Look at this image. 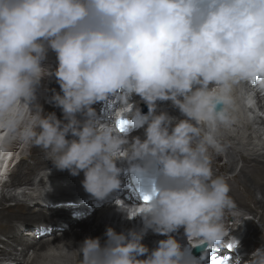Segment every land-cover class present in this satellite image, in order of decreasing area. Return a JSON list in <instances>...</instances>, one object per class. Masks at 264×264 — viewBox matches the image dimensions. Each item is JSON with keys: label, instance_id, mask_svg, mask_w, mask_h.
I'll return each mask as SVG.
<instances>
[{"label": "clouds", "instance_id": "1", "mask_svg": "<svg viewBox=\"0 0 264 264\" xmlns=\"http://www.w3.org/2000/svg\"><path fill=\"white\" fill-rule=\"evenodd\" d=\"M49 50L54 70L44 64ZM51 76L63 119L34 105ZM253 80L264 87V0H0V151L12 139L33 144L57 170L83 172L82 186L97 200L120 188L117 161L153 180L138 212L116 202L144 227H109L103 244L85 238L80 264H199L172 235L181 228L193 246L223 241L235 204L210 150H220L217 134L233 123ZM133 95L147 114L127 108ZM104 101L123 104L118 119L130 118L144 138L117 131L115 112L102 121L93 105ZM158 101L184 118L158 112ZM149 229L167 237L151 251L142 243ZM247 264H264V248Z\"/></svg>", "mask_w": 264, "mask_h": 264}, {"label": "bare ground", "instance_id": "2", "mask_svg": "<svg viewBox=\"0 0 264 264\" xmlns=\"http://www.w3.org/2000/svg\"><path fill=\"white\" fill-rule=\"evenodd\" d=\"M44 64L51 70L55 69L57 64L56 55L51 50H49ZM54 78L55 76H51L45 77L41 80L40 84L36 88V98L34 101V105L42 107L45 114L55 113L57 118L63 119V114H59L58 111L53 110L57 106H54L53 109H50L53 105H50L51 101H49L48 96L52 100L54 91H60L58 83L57 85H53ZM245 87L246 92L239 98L241 100V103L238 105L237 110L233 114V120L235 123L238 122V124L242 126V129L243 126H246L245 129L247 127V129H249V126H251L252 129L258 130L259 128H256L254 126H260L262 122L259 123V121H256L257 117H253V114L256 113V101L257 106L259 105L261 111L264 113V94L262 95V93L264 92V87H261L257 83H249ZM255 97L256 99H254ZM43 100L49 107L43 102ZM129 102L130 104L127 106L129 110L132 108V104L134 105V109L139 108L140 105L144 104L145 109L148 110L147 104L139 96L133 95ZM119 103L118 107L120 108L121 103ZM157 104L158 112L174 111L176 113L175 117L183 119L180 116L181 114L179 110L174 108L172 104H169L168 101H158ZM121 105L124 108V105ZM169 106L171 110H169ZM93 107L96 109L97 115L102 121L111 123L108 118L110 117L111 113L115 112V101L98 102L93 105ZM57 108L60 109L59 107ZM124 110L125 108H120L115 112V114L118 115V112L121 114V112H123ZM238 115H245V117L243 118L244 122L239 121L240 117ZM82 118L83 117H80V119ZM130 123L131 119L129 118L128 124ZM233 125L238 126L237 124ZM245 129H243V132H245ZM142 130L144 129L133 128L131 126L127 128L126 132H130L129 139H131L135 136H142L144 134V131L143 133H140ZM258 132H260V130H258ZM223 133L225 134L223 136V138L225 137L224 139L229 138L235 141L239 140V134H236V136L234 137H228L233 133H230L231 135H227L225 131ZM4 134V131L0 130V136ZM258 134L259 136H261L260 133ZM243 135L245 137V133ZM245 143L246 142H244V144ZM260 144H263L261 140H259L258 142L259 146ZM25 146V141H22L20 139H12L7 144L5 149L0 151V245H2L0 246V264H80V255L78 248L85 238H100V236L106 232V229L102 228L99 224V220L105 215L107 216V219L109 215L115 213L114 217L116 218L117 222L115 231L117 233L127 234L129 230L139 231L144 227L143 220L140 216H137L133 219H128L127 213L121 208H118V213H116V211L114 210L107 212L106 210L110 207L109 205H107L109 203L107 202V197L104 200H97L89 193H87V198L81 196H78L76 198L72 197L71 194H78L77 191H74V188L77 187L78 189L82 185L81 182L84 179L83 172H81L78 176H73L67 170H57L50 161H47L44 158V154L41 149L33 146V144H31V148L29 149L28 157L26 155L21 156L18 157V159L15 161L17 156L25 153ZM245 146L249 147L251 146V144H245ZM260 147L264 150V144ZM255 148L256 147L254 145L252 151L248 150L250 152L247 156L240 155V161L242 163L241 168L235 175H231V181L226 180V182L230 188L229 195L236 206L246 209V201H250L253 204V208H249L248 211L254 213L256 216L258 215L256 211L260 210L261 215L259 216V220L261 222H264V153L257 154V150L256 153H251L255 151ZM214 158L221 161V157L218 154H214ZM121 161L124 162V164H122V167L126 171V178H128L130 176V172L128 171V163L124 160L117 161V163ZM234 165L235 160L233 157H230L226 162L222 164V166H220L219 170H222L221 172L223 174H231ZM6 173L10 174L8 176L9 184H7V181H2L4 180V177L7 178ZM41 173H43L45 177L40 176L41 179L39 180L41 181L39 182L44 187V189L46 188V186L48 187L49 184L55 188V192L47 194L43 197L44 200H42L41 197L37 196L35 198L32 195L25 193V191L27 190H32V187L34 185L33 180ZM214 175L216 174L214 173ZM128 181L129 178L124 183L128 185ZM233 182H236L240 187L236 188L234 184V187L231 186L230 183ZM22 188H27V190L17 192ZM4 189H13L14 191H16V194H9V196H6V194L3 193ZM82 191L85 190L83 189ZM116 191L118 193H124L122 189H118ZM257 194L262 195V198H260L262 200H258L256 198ZM241 196L243 198H241ZM18 199L21 200L18 201ZM77 199L79 200L77 201ZM6 200L7 202L9 200L15 201V204L5 205L4 203ZM28 201L29 203L32 202L33 206H30L31 204H26L28 203ZM68 201L72 202V206H75L76 204L85 205L90 209L89 212L92 211V215L84 218L81 217L80 219L76 218L77 220H71V217L69 218L68 214L66 213L68 211V208L66 209L62 206L55 208L50 207V205H64V202ZM118 204L122 208H126L129 213H135L139 211V207H136L134 205H139L141 203L135 201L134 199H130L129 202H120ZM225 216L228 215H226L225 213L224 217ZM94 223L95 226L93 227L92 225ZM25 227L27 228V230L24 231ZM92 227L96 228V232H93L92 235L89 236V230L92 229ZM224 231L227 232L229 230H227V228L224 226ZM231 231L233 233L232 236L229 239H226L225 243H220L219 245L215 246L214 250L218 252L220 257H223L225 260L230 261V264H236V260L239 257H237L236 255H232V253L237 251V254H242L245 253V249L247 255L239 260V264H247V261L250 259V256L248 255L260 246V244L258 243L250 247V236L261 235L256 230H254L251 225L249 226L248 230L242 229L238 231L236 229L234 231ZM240 232L242 234L238 235ZM145 235L146 237L143 238L142 243L147 246L150 251L157 247L158 241L167 238L166 236L152 232L150 229L147 230ZM2 236L5 237V241H2ZM177 236L178 235L174 237ZM235 237L237 239H235ZM176 239L180 242L182 247L184 245V247L192 245L188 241L184 232ZM236 240H238L237 247L235 243ZM229 245H233L235 249V251H232L230 249V254L227 253ZM139 258L144 259L146 258V256H141Z\"/></svg>", "mask_w": 264, "mask_h": 264}, {"label": "rangeland", "instance_id": "3", "mask_svg": "<svg viewBox=\"0 0 264 264\" xmlns=\"http://www.w3.org/2000/svg\"><path fill=\"white\" fill-rule=\"evenodd\" d=\"M53 85H57V82H56V78H54L53 79ZM52 86V85H51ZM263 98H264V96H263ZM48 99H49V101H51L50 102V105H53L50 109H53L54 108V106H56L55 105V103H54V101H52L51 99H50V97L48 96ZM43 102H44V100H43ZM169 102V104H171V102L170 101H168ZM45 103V102H44ZM241 103V100L240 99H238V105ZM263 103H264V101H263ZM46 104V103H45ZM255 104H256V113L255 114H253V117H257V120L256 121H259V123L260 122H262L261 124H260V126H254V127H258L259 129L258 130H260V132H258V130H255V129H252L251 128V126H249V129H245V127L246 126H243V129H245V132H243L244 130L242 129V126H240L239 124H238V122L237 123H235L234 122V120H233V123L230 125V126H228V127H226V129L225 128H222L221 130H220V132L217 134V140H218V143L220 144V150L219 151H214V150H210V157H211V159H210V164H211V168H212V171H213V173H215L216 175H219V176H222V177H224V179L225 180H229V181H231L232 180V174L233 175H235L238 171H239V169L241 168V166H242V163H241V161H240V155H245V156H247V155H249V152L250 151H248V150H251L252 151V148L254 147V145H255V151H253V152H251V153H256V150L258 151L257 152V154H262V153H264V150L263 149H261V147L260 146H262L263 144H264V113L261 111V109H260V107H259V105L257 106V101L255 102ZM47 105V104H46ZM48 106V105H47ZM164 106H166V105H164ZM49 107V106H48ZM172 107V106H171ZM168 108V107H167ZM49 110V109H48ZM53 110H55V111H58L59 112V114H62V111L60 110V109H58L57 107L56 108H54ZM60 110V111H59ZM169 110H171L170 109V106H169ZM169 112V111H168ZM262 112V113H261ZM169 114L171 115V116H176V113L173 111H171V112H169ZM181 116V118H184L182 115H180ZM239 117H240V119H239V121H242V122H244V120H243V118L245 117V115H238ZM233 124H237L238 126H234ZM232 126V127H231ZM234 126V127H233ZM238 127V128H237ZM228 128V129H227ZM224 129V130H223ZM236 129V130H235ZM239 129V130H238ZM250 129H252V130H250ZM143 131L144 130H142L140 133H143ZM221 131H225L226 132V134L227 135H229L230 133H235L234 135L232 134H230L231 136H228V137H234V136H236V134H239V140H233V139H229V138H226V139H224L223 138V136L225 135L223 132H221ZM247 131V132H246ZM240 132V133H239ZM255 132V133H254ZM223 133V134H222ZM245 133V137H244V134ZM258 133H260V135L261 136H259V134ZM247 135H248V137H247ZM258 136H259V138H258ZM139 137H141V139H143L144 138V134L142 135V136H139ZM241 137V138H240ZM248 139H247V138ZM244 139V140H243ZM249 141H247V140ZM259 140H261L262 141V145L260 144V146L258 145V142H259ZM244 142H246L245 144H251V146H249V147H247V146H245V144H244ZM26 143V146H25V153L24 154H22V155H20V156H17L16 157V159H15V161L18 159V157H21V156H27L28 157V154H29V149L31 148V143H29V142H25ZM259 147V148H258ZM233 151H234V153H233ZM250 153V154H251ZM214 154H218L220 157H221V161L220 160H217V159H215L214 158ZM230 157H233L234 158V160H235V165H234V168H233V170H232V172H231V174H229V173H222L219 169H220V166H222V164L224 163V162H226ZM121 163H123V161H121ZM42 170V169H41ZM40 170V171H41ZM39 171V172H40ZM12 172H13V170H12ZM225 172V171H224ZM9 173H11V172H9ZM7 174V178L6 177H4V180H2V181H7V184H9L8 182V179H9V175L10 174ZM38 173V172H37ZM40 176H42V177H45V175L43 174V173H41V174H39L34 180H33V183H34V185H33V187H32V190H27V188L25 189V188H22V189H20V190H18L17 192H21L22 190H27V191H25V193H27V194H30V195H32L33 197H41V199L42 200H44V196H46L47 194H50V193H53V192H55V188L53 187V186H51L50 184V186L48 185V187L46 186V188L44 189V187L41 185V183L39 182V181H41V180H39V179H41L40 178ZM7 184H6V187H7ZM233 184H234V186H236V188L238 187H240L239 185H237V183L236 182H233V183H230V185L231 186H233ZM233 186V187H234ZM50 187H52V188H50ZM41 188V189H40ZM31 189V188H30ZM51 189H52V191H51ZM7 189H4V191H3V193L4 194H6V196H9V194L10 195H14V194H16V191H14L13 189H9V190H7ZM14 191V192H13ZM241 198H243L242 196H241ZM256 198L258 199V200H262V199H260V198H262V195H260V194H257V196H256ZM8 199V198H7ZM17 199V198H16ZM21 200V199H20ZM19 199H18V201H20ZM24 201V200H23ZM247 203V207H245L246 209H244V208H240V207H237L236 206V204H235V207L233 208V209H231V210H229V211H227L226 212V215H228V216H225L224 217V219H223V224H224V226H229V225H231V226H229V228L231 229V230H238V231H240V230H248L249 229V226L251 225L252 227H253V229L254 230H256L261 236H256V235H251L250 236V240H249V246L251 247L252 245H254V244H260V246L258 247V248H264V222H261L260 220H259V216L261 215L260 214V210L259 211H256L257 212V214L258 215H256L255 216V214L254 213H251L250 211H248L249 210V208H253V204L250 202V201H246ZM24 203H26V202H24ZM5 205H13V204H15V201H11V200H9L8 202H7V200L5 201V203H4ZM26 204H28V205H30V206H33V204H32V202H30L29 203V201H28V203H26ZM89 216H91V215H87V216H85V217H89ZM232 217H235V218H232ZM84 218V217H83ZM30 225V224H29ZM247 227H246V226ZM93 227L95 226V223L92 225ZM92 227V229H90L89 230V236L90 235H92V233L93 232H96V228H93ZM98 228V227H97ZM25 230H27V228L25 227L24 228V231ZM240 234H242L241 232L238 234V235H240ZM1 239H2V241H5L6 239H5V237H1ZM235 239H237L236 237H235ZM236 242H238V240H236L235 241V243ZM0 246H2V245H0ZM17 248H19V247H17ZM258 248H256V249H258ZM232 250V251H235V249H234V247H231V248H229V250ZM234 249V250H233ZM255 249V250H256ZM19 250V249H18ZM254 250V251H255ZM231 251V252H232ZM244 251H245V253H242V258H244L247 254H246V250L244 249ZM253 251V252H254ZM252 252V253H253ZM251 255V253L248 255V256H250Z\"/></svg>", "mask_w": 264, "mask_h": 264}, {"label": "snow or ice", "instance_id": "4", "mask_svg": "<svg viewBox=\"0 0 264 264\" xmlns=\"http://www.w3.org/2000/svg\"><path fill=\"white\" fill-rule=\"evenodd\" d=\"M251 83L252 84H255L256 83V81L255 80H253V81H251ZM125 120L124 119H117L116 121H115V127H116V129L120 132V133H126V127H125ZM154 191H155V189L154 188H152V191H151V193H149V192H144L143 190H141V192H140V198L142 199V201L144 202V203H148L150 200H151V198H152V194H154ZM229 248H231V247H233V245H229L228 246ZM214 248L215 247H213L212 245H207V249L208 250H214ZM211 264H230V262L228 261V260H225L223 257H221L219 260H217V259H212V261H211Z\"/></svg>", "mask_w": 264, "mask_h": 264}, {"label": "water", "instance_id": "5", "mask_svg": "<svg viewBox=\"0 0 264 264\" xmlns=\"http://www.w3.org/2000/svg\"><path fill=\"white\" fill-rule=\"evenodd\" d=\"M203 248H204L203 246L199 247V248L195 251V253H196V252H201Z\"/></svg>", "mask_w": 264, "mask_h": 264}]
</instances>
